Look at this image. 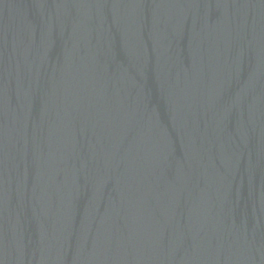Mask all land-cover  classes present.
Segmentation results:
<instances>
[{"label": "water", "instance_id": "95a60500", "mask_svg": "<svg viewBox=\"0 0 264 264\" xmlns=\"http://www.w3.org/2000/svg\"><path fill=\"white\" fill-rule=\"evenodd\" d=\"M0 264H264V0H0Z\"/></svg>", "mask_w": 264, "mask_h": 264}]
</instances>
